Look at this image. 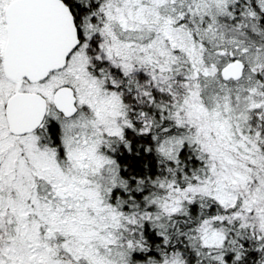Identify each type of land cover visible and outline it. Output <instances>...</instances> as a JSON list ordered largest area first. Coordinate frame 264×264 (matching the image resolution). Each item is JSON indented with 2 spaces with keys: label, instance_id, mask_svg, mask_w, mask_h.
<instances>
[{
  "label": "snow or ice",
  "instance_id": "obj_1",
  "mask_svg": "<svg viewBox=\"0 0 264 264\" xmlns=\"http://www.w3.org/2000/svg\"><path fill=\"white\" fill-rule=\"evenodd\" d=\"M0 264H264V0H0Z\"/></svg>",
  "mask_w": 264,
  "mask_h": 264
}]
</instances>
